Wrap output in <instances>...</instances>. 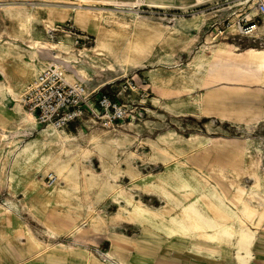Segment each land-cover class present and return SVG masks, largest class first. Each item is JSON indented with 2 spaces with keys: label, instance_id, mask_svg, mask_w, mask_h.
Wrapping results in <instances>:
<instances>
[{
  "label": "bare ground",
  "instance_id": "obj_1",
  "mask_svg": "<svg viewBox=\"0 0 264 264\" xmlns=\"http://www.w3.org/2000/svg\"><path fill=\"white\" fill-rule=\"evenodd\" d=\"M77 1L74 4L56 0L57 3L77 7L87 2L122 3L123 9L133 11L134 15H137V6L185 8L188 5L200 6L209 0ZM77 7L46 8L45 15L40 17V10L35 7L29 10L19 6L0 7V14L9 21V24H2L0 31V125L3 127L20 131L30 124L38 123L35 116L23 108L22 102L29 86L38 85L39 74L48 69H53L67 83L81 85V79H91L87 65L101 69V62L109 68L113 67V63L129 66L149 56L168 61L170 53L161 52L160 49L167 46L172 50L177 45L171 27H152L147 22L137 21L133 17L123 18L107 9ZM34 20H40L45 31L55 30L58 22H72L79 32L91 35L94 44L75 48L67 34L68 40L58 43L33 37L30 24ZM229 30L235 29L232 26ZM43 50L53 52L52 58L42 60L38 54ZM87 57H91V62L85 60ZM190 63L193 68L187 76L152 74L150 83L161 93L174 84L190 90L194 78L198 77L199 85L205 88L199 99L202 110H216L222 118L236 115V110L230 108L226 101L242 94L246 88L244 86L264 88V46L238 49L225 40L213 42L212 36L208 34ZM5 100L11 103L10 108L4 104ZM50 125L53 126L43 134V142H35L29 149L25 148L17 154L11 168V182L20 183L24 206L43 225L57 231L67 229L72 233L78 232L81 227L74 223L69 209H78L81 214L80 185L88 189L94 183L90 179H95L84 161L91 153L98 154L103 173L115 179L121 171L117 162L122 153L123 135L92 133L88 138V146L79 147L71 143L69 136L59 131L60 127ZM197 137L194 133L184 137L175 132H166L155 139H147L150 158L159 159L163 169L142 176L134 174L132 167H127L126 170L139 179L135 185L144 190L157 191L163 197L164 202L159 208L152 210L141 201L129 203L131 200L126 198L130 208L120 206L109 217L101 214L94 217V209L88 210L84 222L89 227L93 224L99 229L108 222L118 221L142 225L141 237L138 239L110 234L114 255L118 256V252L132 248L136 251L135 260L147 264L143 256L147 247H154L152 251L158 249L164 239L161 235H170L176 238L168 244L167 251H171L173 246H183L197 257L207 250L204 246L209 240L218 244L213 247L214 253L224 243L245 247L255 239L257 230H264V194L260 190L261 185H264V176L254 170L258 157L223 155L222 150L234 149L235 144L222 137H206L203 141H198ZM37 170L43 178L36 177ZM52 173L55 178L46 185L43 179ZM244 174L255 177L248 189L241 184ZM99 185L122 195V186L119 184L105 180L100 181ZM254 201L259 203L258 206ZM64 219H71V223L67 224ZM261 234L264 237V232ZM19 235L25 236V244L17 241ZM184 235L187 239L183 238L185 241L179 242L181 238L178 237ZM0 240L7 248H14L20 256L25 254L27 247L38 252L40 249L47 261L50 258L76 256L84 264H97L92 254L61 252L32 237L27 225L9 209L0 208ZM114 255L107 254L111 263L116 259ZM117 261L122 263L120 257Z\"/></svg>",
  "mask_w": 264,
  "mask_h": 264
},
{
  "label": "rangeland",
  "instance_id": "obj_2",
  "mask_svg": "<svg viewBox=\"0 0 264 264\" xmlns=\"http://www.w3.org/2000/svg\"><path fill=\"white\" fill-rule=\"evenodd\" d=\"M64 1L74 4L78 2L77 0ZM1 6L11 8L19 6L24 10L35 7L40 10L39 17L45 15L46 8L77 7L57 3L56 0H0ZM123 6L122 3L114 2H87L77 8L107 9L123 18L133 17L137 21L147 22L152 27H171L174 29L177 45L172 50L167 46L160 49L161 52L170 53L168 61H160L156 57L149 56L129 66L113 63V67L109 68L101 62L103 64L101 69L86 64L91 79H81V85L87 92L93 91L90 97L91 105L87 103L92 111L82 107L79 119L71 122L68 127H60L59 131L69 136L71 143L79 147L88 146V138L92 133H103L108 136L121 133L124 140H122V153L117 162L121 171L115 179L108 178V175L103 173L98 154L91 153L84 161V164L93 172L95 179L90 181L94 183L88 189L80 185L78 194L81 214L79 215L78 209L70 208L71 211L69 209L72 220L81 227V231L73 233L67 229L57 231L43 225L35 214L24 206L20 183L11 182V168L17 154L25 148L29 149L35 142H43V134L53 125L30 124L20 131L0 125V208L13 210L18 219L27 225L31 236L42 243L50 244L51 248L54 247L61 252L92 254L97 264H140L135 260L136 251L132 248L118 252V256L114 255L109 236L117 233L131 239H138L141 237L142 225L118 221L108 222L98 229L93 224L89 227L84 222V218L91 209L95 211L94 217H97V214L109 217L120 206L130 208L129 203L135 201H141L152 210L159 208L164 202L157 191L144 190L143 187L135 185V182L139 180L138 177L126 170L127 167H132L134 174L144 176L148 173L155 174L163 169L159 159L150 158L151 150L146 143L147 139H155L159 134L166 132H175L184 137L194 133L198 136V141H203L206 137H222L229 143H234L235 148L222 150L221 154L258 157L259 161L254 170L258 175L264 176V88L244 86L246 88L242 90V94L226 101L230 108L236 110V115L222 118L216 110H202L199 99L205 88L199 85L198 77L194 78L193 88L190 90L174 84L161 93L150 83L152 74L187 76L193 68V64L190 63L191 58L208 34L212 36L213 42L229 41L236 44L239 49L247 46H264V37L255 41L233 39L230 36L228 39H214L209 28L216 19L222 20L226 16L231 19L240 11L252 13L253 0H209L200 6L188 5L185 8L174 6L167 9L143 5L137 6V15H134L133 11L123 9ZM2 16L4 15L0 14V31L2 24H9V21ZM30 33L33 37H41L56 43L66 42L68 37L65 34H67L75 48L90 47L94 44V38L91 35L79 32L69 21L58 22L55 30L45 31L40 20H34L30 24ZM38 55L42 60L50 59L53 52L43 50ZM91 57L85 60L91 62ZM0 79H2L1 72ZM102 95L108 101L107 108L99 106ZM4 104L7 108L11 107V103L7 100ZM22 105L26 110L24 101ZM108 119L112 122L104 125ZM241 147L244 149L241 150ZM35 175L37 178H43L38 170ZM51 177L55 178V175L52 173L44 177L46 185L53 182L54 178ZM254 178L253 175L244 174L241 177L242 186L250 188ZM105 180L121 185L122 195L106 187H100V181ZM260 190L264 194L263 184ZM126 198L131 202L128 203ZM254 203L257 206L259 204L257 201ZM57 210L59 211V207ZM64 220L68 222L67 224L71 223V219ZM262 232H264L262 228L257 230L255 239L245 247L224 243L214 253L213 247L218 244L209 240L204 246L207 250L197 257L191 254L189 248L183 246H173L171 251H167L168 244L176 237L161 235L164 239L160 247L154 251H152L154 247H147L143 256L147 259V264H264ZM186 237L185 235L178 237L181 238L179 242L185 241L182 239H187ZM16 239L20 244L26 242L25 236L22 235L17 236ZM26 250L25 254L20 256L14 248H7L0 240V264H84L76 256L63 259L49 257L51 260L47 261V257L40 249L38 252L26 247ZM108 253L116 257L113 259L114 263L110 262ZM119 257L122 263L117 261Z\"/></svg>",
  "mask_w": 264,
  "mask_h": 264
},
{
  "label": "built area",
  "instance_id": "obj_3",
  "mask_svg": "<svg viewBox=\"0 0 264 264\" xmlns=\"http://www.w3.org/2000/svg\"><path fill=\"white\" fill-rule=\"evenodd\" d=\"M251 12L240 11L231 19L229 16L216 19L209 26L214 39H237L255 41L264 37V0H253ZM234 31H230V27ZM38 85L29 86L24 96V106L37 119L39 125L54 124L58 127H68L82 114V107L90 112V97L93 91L87 92L82 85H74L63 81L53 69H48L38 76ZM99 106L107 108L108 101L101 96ZM112 122L110 119L104 125ZM52 178V177H51ZM54 178V177H53ZM52 178V179H53Z\"/></svg>",
  "mask_w": 264,
  "mask_h": 264
},
{
  "label": "crops",
  "instance_id": "obj_4",
  "mask_svg": "<svg viewBox=\"0 0 264 264\" xmlns=\"http://www.w3.org/2000/svg\"><path fill=\"white\" fill-rule=\"evenodd\" d=\"M229 42V41H228ZM231 43V42H230ZM231 44H233L234 46H236L237 47V45L236 44H234V43H231ZM247 47H255V46H247ZM247 47H244V48H247ZM262 47V46H261ZM244 48H240V49H244ZM255 48H260V47H255ZM239 49V48H238Z\"/></svg>",
  "mask_w": 264,
  "mask_h": 264
}]
</instances>
